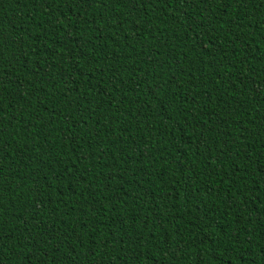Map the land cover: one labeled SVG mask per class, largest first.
<instances>
[{
	"label": "trees",
	"instance_id": "obj_1",
	"mask_svg": "<svg viewBox=\"0 0 264 264\" xmlns=\"http://www.w3.org/2000/svg\"><path fill=\"white\" fill-rule=\"evenodd\" d=\"M0 264H264V0H0Z\"/></svg>",
	"mask_w": 264,
	"mask_h": 264
}]
</instances>
